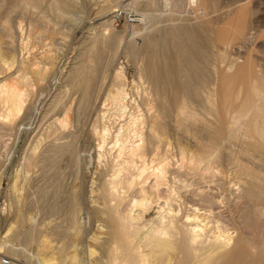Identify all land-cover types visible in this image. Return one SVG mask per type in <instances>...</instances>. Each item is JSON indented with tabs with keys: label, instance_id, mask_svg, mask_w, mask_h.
Returning a JSON list of instances; mask_svg holds the SVG:
<instances>
[{
	"label": "rangeland",
	"instance_id": "rangeland-1",
	"mask_svg": "<svg viewBox=\"0 0 264 264\" xmlns=\"http://www.w3.org/2000/svg\"><path fill=\"white\" fill-rule=\"evenodd\" d=\"M22 1L0 0V42L3 41L0 45L3 46L4 55L9 54L8 57H10L14 54L18 58L25 57L26 60H32L40 50L48 51L44 49L47 44V46H53L49 50L51 55H54L52 58L55 59L50 65L53 70L49 69L46 77V79L49 77L48 80L40 81V85L37 84L28 91L27 103L20 117L22 122L20 121L19 128L16 127L18 130L4 129L5 131L0 133V257L2 260H9L10 264H108L110 260V264L112 261V264H121V257L126 252V241L129 243L131 241L132 245H138L145 254L150 255L153 252V248L147 245L145 240H140L139 235L117 237L114 234L116 222L110 220L106 213L103 214L108 206L116 204V200L114 201L105 193L108 192L106 188L110 186L109 177L113 172L114 153H111L112 149L110 152L107 149L106 158L101 164L97 161L98 140L93 135L92 128L97 120H99L98 124H102L98 114L106 111L102 107L108 98L113 76L119 67H123L126 75L125 86L129 93L127 100L129 107H132L129 112L143 115L146 121L153 113H158L157 127L162 130L159 133L163 134L164 140L168 142V150L171 151L170 154L172 153L171 163H174L170 175L168 174V180L172 183L170 184L175 193L174 197L178 196V199H182L178 200L176 197L177 201L174 202L176 210L180 211H177L179 216L183 217L193 212V209L191 210L193 204L195 206L197 203L208 204L206 206L209 207L212 203L210 197H212L216 203H212L214 206L210 205L213 212L210 218L218 219V223L225 227L224 229H228L229 232H227L231 234L234 241V238H241L242 244L251 248L250 255L255 254L253 261L255 260L256 264H264L262 249L264 216L262 219L258 218L257 226L249 225L243 208V200L246 197L243 200L237 198L238 195L242 196L240 192L243 183L253 179L260 186L254 185L253 193L256 195L248 197L247 200L259 201V206H264V203L261 204L264 201V138L255 135L251 126L249 128L250 115L237 119L241 100L247 96L250 98L253 96L251 89H248V92L244 91L251 85L254 84L258 90L261 89V96H256V99L264 105V89H262L264 88L262 87L264 86V0H208L210 2L205 12L199 7V10L197 9L199 0L181 7L182 9L179 8L176 12L173 10L172 3L158 9L154 4L148 3L150 0H138L131 6H125L129 1L124 0H30L33 3ZM159 1L165 2V0ZM226 8H230L228 10L230 12L232 10V14L243 9L247 13L250 28L241 46L231 42L228 45L224 44L222 48V40L216 37L217 31L224 27L231 17L226 13L228 11ZM220 9L223 11L221 12ZM193 13L198 14L196 18ZM110 18L114 20L112 31L104 35L103 26L100 25ZM32 20L35 22L33 27L38 28L40 40L38 38L37 40L40 42H37L40 44L32 42V39L29 41L25 39L29 29L32 28L30 26ZM33 21L32 24H34ZM209 21L212 25L208 23ZM170 22H185L189 25L204 22L208 24L211 32L210 43H203L201 39H198L200 42L197 41L198 45L202 42L201 46L199 45L202 54L204 56L207 54L199 64L208 71L204 72L205 75L201 78L203 80H198L191 91L181 94L182 108L189 114L188 117L184 112L186 114L184 118L181 117L183 114L180 115L178 112L179 105L176 106L177 103L173 105L174 90L166 86L165 89L158 91L146 70L148 55L144 49L147 42L152 44L154 59L158 66L165 69L168 67L170 59L162 47V40H165V31L172 24ZM19 23L23 24L21 26L24 28V34L18 29ZM220 25L222 26L219 27ZM6 37H9L8 40ZM24 42L27 44H23ZM246 60L251 62V68L254 71L249 69L250 79L237 84L239 87L241 85L240 95L233 96L235 103L225 112L220 96L222 95L220 80L224 75L222 73L226 68V72L234 73L239 66H242L241 63L246 64ZM185 64L182 62L181 66H186ZM253 72H256L258 76L256 77ZM259 78H262L260 80L263 82L256 81ZM214 80L215 82L217 80V83ZM222 111L234 118L231 119L225 114L230 120L229 118L227 121L224 120L225 115ZM236 111L237 113L234 114ZM63 112L66 116L64 121L67 122H63V126L61 124H55V126L53 119L57 117L61 119L64 116ZM97 116L98 119H96ZM108 118L112 132L118 130L120 123L124 122L122 118L115 116V113L113 115L109 113ZM230 123L231 126H228ZM145 125H142L143 128L140 129L142 137L146 135L147 124ZM197 140L209 144L210 148L214 146L215 153L212 155L217 158H214L212 165L220 170V176L216 173V178L211 177L214 178L211 181L209 177L210 180L207 178L209 181L205 183L196 182L197 175L192 173L190 175V172L187 170L185 172L184 167L180 165L181 149H184V152L196 151ZM60 145H63V149ZM242 167L249 168V172L246 173V169L242 170ZM125 175V173L122 175L124 179L129 174L126 177ZM196 188L206 190L204 195L207 196L204 197L203 202H199L200 198L195 195ZM161 189L159 191L162 193L158 192V194L163 197L162 194L168 192L166 187ZM120 191H123L120 194L126 197L119 211L125 212L127 208H130V200L137 197L138 193L135 189H129L128 186H124V189ZM205 198L211 203H207ZM192 200L196 203H192ZM190 201L192 202L188 204ZM150 211L153 212L155 209L151 208ZM31 217L32 219L29 220ZM256 254L257 257H255ZM148 255L146 262L152 264L154 259ZM164 255L166 264H184V255L180 249H168ZM170 256L174 258L170 259ZM113 258L117 261L114 262ZM216 259L217 255H213L199 264H219ZM226 260L227 258L224 261ZM253 261L250 264H255Z\"/></svg>",
	"mask_w": 264,
	"mask_h": 264
},
{
	"label": "bare ground",
	"instance_id": "bare-ground-1",
	"mask_svg": "<svg viewBox=\"0 0 264 264\" xmlns=\"http://www.w3.org/2000/svg\"><path fill=\"white\" fill-rule=\"evenodd\" d=\"M24 1L26 3L32 2L30 0H24ZM124 1H129L125 4V6H131V5H134L138 2V0H124ZM196 1L197 0H171V1L165 0V2H162L159 0H150V1H148V3L154 4L155 7L158 9L166 7L167 5L172 3L173 10H175V12H176L179 8H181L185 5H191V3H194ZM208 2H210V1L199 0L198 6L196 5L197 9L199 7V9H201L203 12H205V9L207 8ZM22 3L25 4L23 1H22ZM105 5H107V4H105ZM26 6H29V5H26ZM235 6H237V5L235 4ZM228 9H230V8H228ZM228 9L226 8V10H228ZM193 10H195V9H193ZM195 11H193V12H195ZM220 11L222 12L223 10L220 9ZM231 12H232V10H231ZM231 12L229 10L226 12L227 14H230L231 17H229L228 22L224 27H221L222 25L219 26L221 28L217 31V35L215 34L218 40H220V39L222 40V42H221L222 48H223L224 44L228 45V43H231V42H234L237 45L241 46L242 40L246 37V35L248 33V29L250 28L249 27V19L247 17V13L244 11V9L242 11L234 12L233 14ZM203 14H206V13H203ZM197 15L198 14L195 13L194 17L196 18ZM208 15H210V14H208ZM199 16L201 18L200 14H199ZM204 18H205V16H204ZM40 20H42V18ZM223 20H225V19H223ZM32 21L30 23V26H32V28H30L29 31L27 30L29 32V34H28V36H26L25 39H27L28 41L32 39V42H37L38 41L37 38L40 40L39 31H38V28L33 27V25H35V22L33 21L34 24H32ZM113 22H114V20H112L110 18V19L105 20L101 23L100 26H103V34L104 33L108 34L109 31H112L111 29L113 27V25H112ZM170 23H172V22H170ZM208 23L210 25H212L210 21ZM21 25H23V24H20L18 26V29L21 33L24 34V28ZM4 28L5 27H3V29ZM7 30H9V28ZM208 30L210 32V29L208 28V24H206L204 22H200L198 24L195 23V24H191V25L186 24L185 22H183V23H172L170 25L169 29L167 31H165L166 32L165 33L166 35H164L165 40H162L163 41L162 47L166 51V53H168L169 59H170V61L168 62V67L166 69L164 67L158 66L156 59H154V52L152 50L153 47H152L151 43L147 42L145 49H144V52H146V54L148 55V60H147V64H146V70L148 73L147 75L152 80L153 84L158 89V91H161L160 89H165L166 86L170 87L169 88L170 90H171V88L174 90L175 94L172 90L173 94L175 95L174 96L175 100H173L175 102L173 105H176L175 103H177L176 106L179 105V111L178 110L177 111L180 113V115L183 114V115H181V117H183L184 115L187 114V112H185V110L182 108L183 103L181 102V99H180L181 94H183V93L186 94V92L191 91L192 88H194V85H196L197 81L200 80L203 77V75H205L204 72L208 71L205 67L204 68L206 70L204 71V68L202 67L203 65L199 64L200 60L201 59L204 60V57H206V55H207L206 54L204 56L202 54L199 45L202 42L208 43L209 41H211V38L209 36V34H211V32L209 33ZM30 31H31V33H30ZM5 32H6V29H5ZM9 32H11V31H9ZM11 37H12V35H11ZM8 38H7V40H8ZM105 38H107V37H105ZM198 39L202 40V42L199 43V45L197 43V41H199ZM244 40H246V39H244ZM9 41H8V43H9ZM1 42H3V41H1ZM38 42H40V41H38ZM23 44H27V43L24 42ZM38 44H40V43H38ZM48 45H50V44H48ZM231 45H233V44H231ZM39 47H38V49H39ZM51 47H53V46H51ZM51 47L47 46V44H46L44 49H47L48 51H42L41 52V50L39 49L40 51L39 50L38 51L40 52V54L38 52L37 55L35 56V58L33 57L32 60L31 59L26 60L25 57L24 58H20V57L18 58L14 54L13 55L11 54L10 57H8L9 54H7V56H5L4 55L5 51L3 50V46L0 45V133H2L4 129L14 131V128L15 129L19 128L18 126L20 125V121L22 120V118H20L21 112L23 111L24 106L27 103L26 98H27V96H29L28 91L31 90L33 88V86L39 84L40 81L48 80L49 77L47 79H46V77L48 75L49 69L53 70V68H51L50 65L53 63V61H54L53 59H55V58H52V56H54V55L53 54L51 55V53H50L49 49ZM6 48H4V49L6 50ZM202 50H204V49H202ZM182 62L186 63L185 64L186 66H181ZM245 63L246 64L241 63L242 66H239L238 69H236L237 71H234V73L229 72L230 73L229 74L228 72H226V70H227V68H226L224 73H222V74H224V75H222V79L221 78H220L221 80L219 79L221 81V84H220L221 89L219 87L218 90L219 89L221 90L222 95H220V96L222 97L221 100L223 103V104L221 103V105L223 106L222 108L224 109L225 112L230 110V107L235 103V100H234L235 98L233 96L236 97V94L240 95L239 90L241 88V85L239 87V85H237V84L250 79L248 72H249V69H252L251 68V62L246 60ZM52 66H55V65H52ZM122 69H123V67H119L113 76L111 89H109L108 95H107L108 98L105 100L104 105L102 107V109L106 110V111L100 112L101 114L100 113L98 114L99 119L102 120V124H100V123L98 124L99 120H97L96 124H95L96 121L94 122L93 128L91 127L93 135L95 137H97V140H98V144H97L98 145L97 146V150H98V158L97 159L98 160L97 161H99V163L101 164V162L106 158L105 152L107 153V149L109 152L112 149L113 152L111 151V153H114V156L112 157L113 158L112 159V163H113V167H112L113 169L112 170H113V172H112V176L109 177L110 178L109 179L110 186L108 188H106V189H108L107 190L108 192H105V193H107V195L109 197L111 196V198L114 201L116 200V204H112V205L109 204L110 206H108V209H106V211L103 212V214L106 213V216L109 217L110 220H112L113 222H116L114 234L117 237L124 238L127 235H132V236L137 237V235H139L140 240H145L147 242V245L149 244L150 247L153 248V252L150 255L145 254V253H143V251L140 250V247L138 245H132V244H130L131 241L129 243L128 241L125 240L126 241L125 242L126 247L125 246L124 247L126 248V252L123 255V257H121V264H145V263L148 264V262H146L147 261V259H146L147 255L151 256L154 259V260L151 259L152 264H166L167 260H166V258L164 259V256H165L164 254H165V252H168V249H171V248H177V249L181 250V252L184 255V264H199L200 262H203V261L205 262L206 261L205 259H209V257H212L213 255H217L216 261L218 260L219 264H250L253 261V255H255V254H252V256L250 255L249 251H251L250 250L251 248L246 246V245H243L242 244L243 242H241V238L240 239L234 238L235 239V241H234L232 239L231 234L228 233L229 232L228 229L227 230L224 229L225 227L223 228L221 226V224L218 223V219L213 220L212 218H210L211 214H213V212L211 211L212 206H210V205L213 202H215V200H212V197H210L212 203L209 201L211 203L209 205L210 208L206 206L208 204L205 205L202 203H197L196 206H195V204H193L194 206H192V208H191V210L193 209V212L188 213L186 215H183V217L179 216V213L177 212V211H179V209L176 210L177 208H176V206H174V202L177 201L178 196H176L177 199H176V197H174L175 193L173 192V188L171 187L172 183L170 182L171 183L170 184L169 183L170 180H168V177H169L168 174L170 173L172 166L174 165V163H171L172 153L170 154L171 151L169 152V150H168L169 149V147H167L168 142L166 140H164L163 134L161 135L159 133L161 129H159V127H157L158 126V118H159V116L157 115L158 113H155L156 115L153 113V115L149 119L147 118L148 120L146 121V119L143 117V115L137 114V112H129L132 107L131 108L129 107V103L127 100L129 97V93L127 92V89L125 86L126 85L125 84L126 75H125L124 69L123 70ZM228 70H229V68H228ZM252 71H254V70L252 69ZM231 72H233V71H231ZM253 74H256V77L258 76V74L256 72L255 73L253 72ZM49 75H51V74H49ZM214 75H216V74H214ZM251 79H252V77H251ZM260 79H262V78H259V80H256V81L263 82V80L261 81ZM201 80H203V79H201ZM253 80H251V81H253ZM214 82H215V80H214ZM215 83H217V80ZM254 83H255V80H254ZM252 84H253V82H252ZM257 85H259V84H257ZM155 87H154V89H155ZM262 87H264V86H262ZM248 89H251L253 91V96H251V98L249 96H247L245 98L243 97L244 99L241 100L240 104L238 103L239 104V107H238L239 108V113H238L239 117H237V119H239L242 116L250 115V118H248L250 120L249 128L251 126V129L255 135H258L260 137L263 136V138H264V105H262L259 102V100L256 99L257 98L256 96H258V95L261 96L260 94L262 91L260 88L258 90V88L254 84L251 85L249 88H246L244 91L248 92ZM262 89H264V88H262ZM197 90H198V88H197ZM237 90H238V93H237ZM203 91H204V89H203ZM218 93H219V91H218ZM159 94L161 95V93H159ZM241 94H243V93H241ZM200 95H201V93H200ZM192 96H193V94L191 95V97ZM262 96H263V94H262ZM203 99L205 100V98H203ZM107 100H108V102L106 103ZM162 100H163V98H162ZM162 100H161V102H162ZM147 105H146V107H148ZM218 106H220V105H218ZM67 109L70 110V108H67ZM134 109H136V108H134ZM151 109L153 110V107ZM206 109H208V108L206 107ZM196 110H197V108H196ZM209 110H210V108H209ZM234 110H236V109H234ZM224 111H222V112L224 113ZM160 112H161V110H160ZM109 113H112V115H113V113H115V116L117 115L119 118H122L124 121L123 123H120V128H118V130L113 131V132L111 131L112 128H110V125L108 122L109 121V118H108ZM236 113H237V111L234 114H236ZM23 114H24V112H23ZM225 114H227V113H224V115ZM59 115L61 116V114H59ZM187 115L189 117V114H187ZM190 115L192 116V114H190ZM227 115L224 116V120H226V121L230 117L228 115L229 117L227 118L226 117ZM165 116H167V115H165ZM215 116H216V113H215ZM64 117H66L65 113H64V116L61 117V119L59 117H57L56 119H53L54 120L53 124L54 125L55 124L56 125H59V124L62 125L63 122H67L66 120L64 121ZM225 117H226V119H225ZM175 118H177V117H175ZM230 118H229V120H230ZM233 118H231V119H233ZM243 118H245V117H243ZM96 119H98V116ZM122 119H119V121L120 120L122 121ZM237 119H235L236 122H237ZM224 120H223V122H224ZM145 124H147V130H146L147 132L145 131L146 135L144 137H142V134H140V132H141L140 129H141L142 125H145ZM183 124H185V123H183ZM235 125L237 126V124H234V126ZM228 126H231V123H230V125L228 124ZM234 126H232V127L234 128ZM209 128H210V126H209ZM239 129H240V127H239ZM209 132H211V131H209ZM200 135H201V133H200ZM0 137H1V135H0ZM164 137H166V136L164 135ZM227 138H228V136H227ZM197 141H196V143H197L196 145H198L197 146L198 148H196L197 149L196 151L192 150V151L184 152L183 151L184 149L180 148L181 151L180 150L179 151L181 154V163L179 161H178V163H180V165L184 167L185 172L187 170L188 172H190V175H192V174H194L195 176L197 175L198 179H196V182H200V183L204 182L205 183V181L210 180L209 177L211 178V177H215V175L217 176L216 173H218V175H219L220 170L213 167V165H212L213 164L212 162H213L214 158L216 157V156L213 157V155H212L213 153H215L214 148H213L214 146L212 147L213 148V152H212L211 151L212 148H210L209 144L207 145V143H205L204 141L202 143L199 142V140H197ZM213 141H211V142H213ZM218 141H220V140H218ZM109 144H111L110 147H109ZM216 144H218V143H216ZM62 146H61V148H62ZM66 147H68V146H66ZM216 151H217V149H216ZM217 153H218V151L216 152V154ZM248 169H247V167L246 168L242 167V170H245L246 173L249 172ZM124 173L126 174L125 177L129 174L125 179L122 177V175ZM175 173H176V171H175ZM249 174L250 173H248V175ZM213 179L211 178V181ZM257 181H258V179H257ZM255 184H256V182L253 179L244 182L242 185V188H241V192H240V193H242V196L238 195V197L237 196L236 197L239 198L240 200H243L246 197L245 200H243L244 201L243 208L245 209V210L244 209L243 210L246 211V214H245V217L247 220L246 222H248L249 225L252 224V225L257 226L258 218L262 219V216H264V211H263L264 206L263 207L259 206V204H258L259 201L254 202V200H251V199L247 200L248 197L251 198L250 196L256 195L255 193H253L254 192L253 188H254ZM201 185H200V187H201ZM124 186L125 187L128 186L129 189H135L138 193V196L134 197L133 199L130 200V203H129L130 208L129 209L127 208V211L120 212L121 211L120 210L121 204L123 203V199H125V197H126V196H122L120 194V192H123L120 190H123ZM258 186H260V185L258 184ZM163 187L167 188L168 193L166 194V192H165L164 194H166V195L164 196V194H162L163 195V197H162L161 195L158 194V192L162 193V191H159V190ZM186 188H188V187H186ZM202 189L200 188L198 190L196 188L197 192L196 191L194 192L195 195L198 198H200L199 199L200 201L198 200L199 202H201V201L203 202L204 197L207 196V195L206 196L204 195V192H206V190L203 191ZM97 191H99V189ZM176 191H177V189H176ZM125 194H123V195H125ZM104 196H105V194H104ZM258 196H259V194H258ZM98 198H99V196H98ZM106 198L107 197L105 196V199ZM256 198H258V197H256ZM178 200H182V199H178ZM207 200L208 199L205 198L206 202H207ZM255 200H257V199H255ZM192 201H190L188 204H190ZM209 202H207V203H209ZM113 203H115V202H113ZM192 203H196V202L193 201ZM262 203H264V201L261 202V204ZM129 205H127V207ZM151 208H154L155 211L151 212L150 211ZM182 209H183V207H182ZM177 215L179 217H177ZM242 216H244V214ZM31 219H32V217L29 220H31ZM243 222H244V220H243ZM259 223H261V222H259ZM256 226H255V228H257ZM258 226H259V224H258ZM106 230H108V229H106ZM131 240H133V239L131 238ZM146 247L148 248V246H146ZM263 247H262V249L264 250ZM142 249H143V247H142ZM113 251L115 253L116 250L114 249ZM118 252H120V251H118ZM231 253H233V254H231ZM251 253H252V251H251ZM258 254H260V253H258ZM255 257H257V254ZM171 258H174V257L170 256V259ZM226 258H227V260L224 261ZM0 259L2 260L1 257H0ZM258 259H257V261H258ZM113 260L115 262L116 259L113 258ZM214 260H215V258H214ZM214 260H213V262H214ZM110 261L108 262V264H110ZM112 262H111V264H112ZM253 262H255V260ZM2 264H3V262H2ZM58 264H60V263H58ZM255 264H256V262H255Z\"/></svg>",
	"mask_w": 264,
	"mask_h": 264
},
{
	"label": "built area",
	"instance_id": "built-area-1",
	"mask_svg": "<svg viewBox=\"0 0 264 264\" xmlns=\"http://www.w3.org/2000/svg\"><path fill=\"white\" fill-rule=\"evenodd\" d=\"M3 264H10V261L9 260H6V259H3Z\"/></svg>",
	"mask_w": 264,
	"mask_h": 264
}]
</instances>
